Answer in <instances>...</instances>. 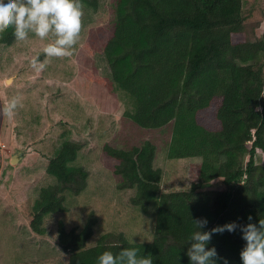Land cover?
Wrapping results in <instances>:
<instances>
[{"label": "trees", "instance_id": "trees-1", "mask_svg": "<svg viewBox=\"0 0 264 264\" xmlns=\"http://www.w3.org/2000/svg\"><path fill=\"white\" fill-rule=\"evenodd\" d=\"M244 0H116L115 20L103 55L113 84L134 104L131 120L142 129L173 122L168 160L200 159L189 187L160 193L162 172L154 167L155 146L145 141L128 150L104 147L117 164L119 190H134L130 203L144 212L157 200L153 238L129 243L122 233L102 235L86 247L96 218L80 231L59 224L57 242L67 264H98L108 250L136 247L153 264H190L187 241L192 219L209 231L229 222L264 220V30L243 34ZM96 11L99 0H81ZM256 34V33H255ZM13 29L0 31V45L14 43ZM81 145L63 142L48 161L54 184L40 189L30 211V230L45 234L44 218L66 211L67 194L79 195L88 173L73 166ZM213 183L222 190H207ZM245 241L239 228L212 235L209 247L229 264H241Z\"/></svg>", "mask_w": 264, "mask_h": 264}, {"label": "rangeland", "instance_id": "rangeland-1", "mask_svg": "<svg viewBox=\"0 0 264 264\" xmlns=\"http://www.w3.org/2000/svg\"><path fill=\"white\" fill-rule=\"evenodd\" d=\"M116 0H99L96 11L83 8L80 38L68 57L49 58L36 72L30 60L48 39L33 34L26 41L0 45V264H67L68 256L57 242L59 224L68 232L80 231L90 213L96 218L86 247L107 233H122L129 243H149L153 238V200L144 212L130 203L134 190H119L114 174L117 162L104 147L128 150L145 141L155 146L154 167L162 172L160 193L176 192L196 178L200 159L168 160L173 122L159 129H142L130 118L135 104L115 87L103 55L115 20ZM245 19L239 40H253L264 30V0H244ZM256 33V34H255ZM50 39V38H49ZM18 99L14 115L3 113ZM81 145L73 166L88 173L79 195L67 194L66 211L44 218L45 234L30 228V211L41 188L54 184L46 166L63 142ZM22 156L15 164L11 158ZM264 164V155H256ZM207 190H222L213 183Z\"/></svg>", "mask_w": 264, "mask_h": 264}, {"label": "clouds", "instance_id": "clouds-1", "mask_svg": "<svg viewBox=\"0 0 264 264\" xmlns=\"http://www.w3.org/2000/svg\"><path fill=\"white\" fill-rule=\"evenodd\" d=\"M83 16L81 0H0V31L12 28L18 41L28 40L30 33L40 40H49L42 48L45 59L40 60V53H37L30 60L36 72L45 69L49 58L73 54L80 38ZM17 104L18 99L12 98L3 113L12 117ZM247 219L246 224L233 221L209 231L202 230L207 224L206 219H192L196 230L187 241L186 255L190 264H229V260L219 256L216 247H209V244L214 233L234 232L237 228L245 241L239 253L241 264H264V220L252 223L251 215ZM138 253L136 247L121 248L116 253L106 250L97 260L98 264H153L151 254Z\"/></svg>", "mask_w": 264, "mask_h": 264}, {"label": "water", "instance_id": "water-1", "mask_svg": "<svg viewBox=\"0 0 264 264\" xmlns=\"http://www.w3.org/2000/svg\"><path fill=\"white\" fill-rule=\"evenodd\" d=\"M21 156L22 152H18L17 154L13 155L11 158V164H15Z\"/></svg>", "mask_w": 264, "mask_h": 264}]
</instances>
